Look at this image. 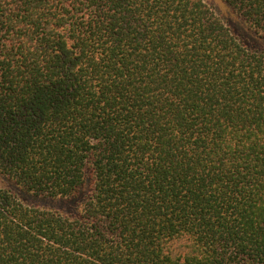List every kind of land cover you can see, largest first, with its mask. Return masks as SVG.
Segmentation results:
<instances>
[{"label":"trees","instance_id":"obj_1","mask_svg":"<svg viewBox=\"0 0 264 264\" xmlns=\"http://www.w3.org/2000/svg\"><path fill=\"white\" fill-rule=\"evenodd\" d=\"M0 264H264V47L206 0H0Z\"/></svg>","mask_w":264,"mask_h":264},{"label":"rangeland","instance_id":"obj_2","mask_svg":"<svg viewBox=\"0 0 264 264\" xmlns=\"http://www.w3.org/2000/svg\"><path fill=\"white\" fill-rule=\"evenodd\" d=\"M211 4L214 9L224 17L226 23L231 28L234 35L238 38V40L248 49L251 50H263L264 43L260 39L253 36L252 32L241 22V20L236 17L230 15L228 5L224 0H206ZM6 186L14 192V194L25 204L31 205H40L46 206L50 208L60 207V203L43 198V197H36L31 193H25L21 191L19 188L15 187L12 184L7 183Z\"/></svg>","mask_w":264,"mask_h":264}]
</instances>
